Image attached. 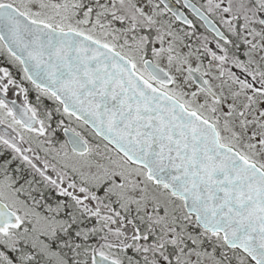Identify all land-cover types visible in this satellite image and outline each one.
Wrapping results in <instances>:
<instances>
[{"label":"snow or ice","instance_id":"6c2138e0","mask_svg":"<svg viewBox=\"0 0 264 264\" xmlns=\"http://www.w3.org/2000/svg\"><path fill=\"white\" fill-rule=\"evenodd\" d=\"M0 58V264H264V0H0Z\"/></svg>","mask_w":264,"mask_h":264},{"label":"flooded vegetation","instance_id":"af4514ba","mask_svg":"<svg viewBox=\"0 0 264 264\" xmlns=\"http://www.w3.org/2000/svg\"><path fill=\"white\" fill-rule=\"evenodd\" d=\"M0 65H3V58H0ZM9 99H16L17 103L19 104L22 101V97H17L15 94H10Z\"/></svg>","mask_w":264,"mask_h":264}]
</instances>
